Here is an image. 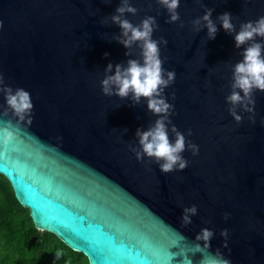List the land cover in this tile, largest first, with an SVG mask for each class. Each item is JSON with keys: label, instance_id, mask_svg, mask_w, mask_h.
Here are the masks:
<instances>
[{"label": "water", "instance_id": "1", "mask_svg": "<svg viewBox=\"0 0 264 264\" xmlns=\"http://www.w3.org/2000/svg\"><path fill=\"white\" fill-rule=\"evenodd\" d=\"M130 3L135 15L122 18L138 25L155 17L153 39L167 41L160 44L163 68L175 72L164 90L173 105L169 137L175 141L173 126L185 135L188 166L163 173L154 160L137 161V130L158 117L144 98L103 93L101 81L116 65L142 61L138 45L125 48L118 40L122 30L112 17L122 0H0V73L13 89L29 91L34 104L31 123L19 124L0 93V127L19 126L0 146V174L34 227L88 264H167L170 252L178 254L173 264L185 257L200 264L202 229L214 233L203 254L264 264V92L254 93V113L236 107L237 124L227 97L243 47L218 20L231 13L239 31L264 15V0H181L176 22L157 0ZM208 10L215 39L201 19ZM193 205L197 213L185 225L184 209Z\"/></svg>", "mask_w": 264, "mask_h": 264}, {"label": "clouds", "instance_id": "2", "mask_svg": "<svg viewBox=\"0 0 264 264\" xmlns=\"http://www.w3.org/2000/svg\"><path fill=\"white\" fill-rule=\"evenodd\" d=\"M164 7L170 16L169 22H176L180 19L177 9L181 0H157ZM136 8L130 0H122V6L117 8V15L112 17V21L121 28L119 42L125 48L138 45L141 49L142 61L131 59L127 67L116 65L112 75L101 81L103 93L105 95H118L121 98L131 96L134 102L139 103L141 98L147 100V107L158 119L148 130H137L140 151L136 152L137 161H142L145 157L154 160L160 166L163 173H170L175 170H183L188 166V161L182 156L186 148V138L175 126L171 131L175 133V141L169 137L168 124L171 123L173 105L167 102L164 90L175 83V72L167 71L163 68V60L160 55V44L167 41L153 39V32L157 27L155 17L148 16L140 24L134 25L124 17L125 13L135 15ZM212 10H208L201 18L208 29L210 39H215L218 28L212 20ZM201 19L194 21L195 25H200ZM222 28L229 34L235 33V45L237 48L243 47V59L238 62L233 69V91L227 97V102L232 105L229 109L234 120L239 124L242 116L237 113L236 107L240 106L244 111L254 113L255 111V91L264 92V42L257 41V37L264 38V15L256 20H248L240 24L239 31L233 23L231 13L225 12L218 17ZM4 28L3 20H0V31ZM247 45V47H244ZM108 54L105 53V56ZM128 55V53H126ZM107 71H113V65L107 66ZM0 93L4 95L7 108L12 111L19 124H30L33 119L34 104L31 94L25 88L13 89L5 83L4 74L0 73ZM242 93V94H241ZM255 124V119L250 117ZM19 129L18 125H13L11 121H5L0 127V146L10 144ZM193 155L199 153V147L195 144L189 145ZM197 213V207L193 205L184 209L182 221L185 225L191 223V216ZM230 213H225L227 220ZM228 230L222 231L221 235L228 237ZM214 233L209 229H202L197 235V241L203 242L195 246L197 252L202 253L200 264H232L230 259L217 251L212 253L204 250L210 249V241ZM183 239V237H182ZM226 246V245H225ZM61 250L56 252L57 258L63 256ZM177 253L170 252L167 264H173ZM183 264H192V261L185 257Z\"/></svg>", "mask_w": 264, "mask_h": 264}, {"label": "trees", "instance_id": "3", "mask_svg": "<svg viewBox=\"0 0 264 264\" xmlns=\"http://www.w3.org/2000/svg\"><path fill=\"white\" fill-rule=\"evenodd\" d=\"M64 255L57 258L56 252ZM0 264H88L53 233L34 227L29 210L16 200L9 181L0 174Z\"/></svg>", "mask_w": 264, "mask_h": 264}]
</instances>
